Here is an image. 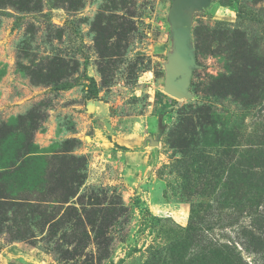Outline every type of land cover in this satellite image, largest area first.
Instances as JSON below:
<instances>
[{
  "label": "rangeland",
  "instance_id": "374dc122",
  "mask_svg": "<svg viewBox=\"0 0 264 264\" xmlns=\"http://www.w3.org/2000/svg\"><path fill=\"white\" fill-rule=\"evenodd\" d=\"M172 4L0 11V254L13 264H175L179 254L264 264V93L247 112L237 84L220 81L248 47L250 65L264 62V0H215L192 15L197 68L192 98L179 101L164 92ZM199 210L200 236L189 230Z\"/></svg>",
  "mask_w": 264,
  "mask_h": 264
},
{
  "label": "trees",
  "instance_id": "16d2710c",
  "mask_svg": "<svg viewBox=\"0 0 264 264\" xmlns=\"http://www.w3.org/2000/svg\"><path fill=\"white\" fill-rule=\"evenodd\" d=\"M33 4V0H0V11L6 9L8 5L14 9H17V7L20 5L22 12H28L32 11L33 7L31 8V5ZM246 58H243L241 63H233L234 69L233 71L229 74V76H222L220 77V81L224 85H229L231 86L232 84H237L236 91L233 93V97H237L238 99L241 98V102L243 103V108L245 111H249L257 107V104L260 102L258 99H260L259 94L264 93V62L260 63H253L250 65L251 61H254L256 57L255 49L248 47L246 50L245 54ZM259 65V66H258ZM256 76V77H255ZM222 85L217 82L216 85L212 87V90H215L217 88H220ZM70 85H61V86H56L55 90H68L70 89ZM95 95V93H94ZM91 98V97H90ZM257 100V102H255ZM171 105V100L168 98L167 103L164 105V107L158 112L159 116H162L165 112L166 109ZM218 135V134H217ZM221 136V137H220ZM219 138L222 139L224 135H220ZM235 140L237 139V136L234 137ZM221 147V145H220ZM232 147H236V145H233ZM226 156V154H225ZM228 160L223 159V161L220 159L219 164L223 168H226L228 166ZM253 188L258 191V199L262 198V194L260 192V189L257 185L253 186L250 191H253ZM244 190H240L239 193L243 194ZM242 198V196L240 195ZM200 212L193 211V221L190 223V231H196L195 235H199L204 231L203 225L207 223V217H206V212L203 214ZM196 229V230H195ZM99 234H101L99 232ZM250 234L252 236L253 242L257 239L258 242L260 241V238L256 235L253 234L252 231H250ZM102 235V234H101ZM261 235V234H260ZM192 245L196 247H200V244L202 240L200 241H194L191 239ZM217 257V256H216ZM220 256H218L217 260H219ZM185 256L184 254H179V256L176 258L175 264H206V255L205 254H198V255H193L191 259L188 261H185ZM216 258L210 257L208 258V263H216L217 261L215 260ZM223 264H237L234 260L230 261L227 258H224V260H220Z\"/></svg>",
  "mask_w": 264,
  "mask_h": 264
},
{
  "label": "water",
  "instance_id": "95a60500",
  "mask_svg": "<svg viewBox=\"0 0 264 264\" xmlns=\"http://www.w3.org/2000/svg\"><path fill=\"white\" fill-rule=\"evenodd\" d=\"M213 1L215 0H173L169 11L173 53L169 55L165 65L164 92L178 101L192 98L190 87L193 72L197 68V59L191 46L192 15L208 8Z\"/></svg>",
  "mask_w": 264,
  "mask_h": 264
},
{
  "label": "crops",
  "instance_id": "0c3cea01",
  "mask_svg": "<svg viewBox=\"0 0 264 264\" xmlns=\"http://www.w3.org/2000/svg\"><path fill=\"white\" fill-rule=\"evenodd\" d=\"M0 258H4L6 260V262H9V263L13 264L11 262L12 260H10V259H12V255H10L8 253L6 254V252L0 254ZM22 259H24V261H22L23 264H36V263H39V262H37L38 260L33 261L31 259H28L27 257H23Z\"/></svg>",
  "mask_w": 264,
  "mask_h": 264
}]
</instances>
